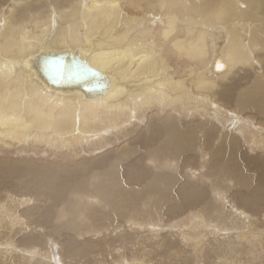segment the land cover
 <instances>
[{"label":"bare ground","instance_id":"bare-ground-1","mask_svg":"<svg viewBox=\"0 0 264 264\" xmlns=\"http://www.w3.org/2000/svg\"><path fill=\"white\" fill-rule=\"evenodd\" d=\"M248 2L0 0V150L6 148L8 152H14L15 147L34 148L37 145L50 149L54 155L69 150L75 156L84 153V158L93 157L102 150L106 151L109 144L119 139L124 128L132 126L134 120H142L143 114L151 109L156 113L150 120L155 143L144 146L152 152L145 154L144 158L154 167L153 171L157 170V177L177 171L172 156L183 152L199 153L202 161L210 154L219 171L240 176L239 169L230 165L239 151L264 150V128L254 130L252 122L241 115L254 110L264 119V25L251 20L258 14L264 15V7L262 0ZM57 55H65L79 66L97 72L102 78L104 92L89 98L80 88L62 89L49 85L41 71L45 70V60ZM172 58L185 63L181 71L170 70ZM241 70H249L254 75V81L239 90L232 79L237 76L234 72L241 73ZM226 82L227 86L220 89V84ZM217 97L225 103H233L234 108L222 107L220 100L216 101ZM165 110H174L175 116L170 114L162 126L156 127L157 113ZM210 115L223 123V128L218 131L223 133L224 139H219L221 135H218L217 140L209 142L206 137L197 136L196 128H180L177 119L180 116L197 118L201 128L205 129L212 124ZM228 122L243 130L244 137L238 134V129L234 134L224 130ZM214 142L217 147L213 153H208L205 147L214 145ZM121 156L110 164H104L105 159L101 158L92 161L90 168L79 167L80 163L75 159L57 161V167H67L62 175H58L60 169H50L47 164L29 167L25 161L6 160L5 168L0 166V172L4 176H12L21 174L19 170L27 168L25 175L22 172L23 177L48 188L47 193L51 194L53 203L66 196L67 201L62 208L74 210V213H69V218L72 214H97L101 207L106 212L104 216L92 217L93 222L98 223L100 233H96L101 235L106 228L98 221L108 223L109 207L105 205L106 200L100 197V203L97 197H92V193L101 191L103 197L108 195L109 204L116 196H122L118 172L127 158ZM248 159H252L255 167L261 164L258 157L244 154V160ZM129 167L125 170L128 181L131 177L147 175L139 162L131 163ZM94 168L98 170L93 172ZM192 172V169H187L188 175ZM204 174L198 173V178L211 182L212 175L206 177ZM85 175L89 176L88 182L99 185V189L89 195L81 189ZM148 175L154 177L153 172ZM242 177L240 182L245 186L247 183ZM137 183L139 179H133L132 184ZM256 183L255 193L259 195L264 184V167ZM168 184L167 179L161 192L166 197ZM210 191L213 194L211 205L228 204L221 190L213 186ZM38 195L45 196L41 190ZM30 203V199L25 197L16 202L11 195L3 196L0 201V226L4 223L10 227L14 226L13 223L20 224L17 209L19 205L28 206ZM231 209L232 223L247 222L249 218L244 210ZM197 212L190 213V216L198 215L199 210ZM66 214L62 210L57 218ZM206 219L203 217L200 223L195 221L198 223L194 226L205 228L208 226ZM141 224L142 228L155 223L149 220ZM71 232L76 237H82L94 231L83 233L73 227ZM183 235L186 240H195L188 233ZM249 237L244 232L237 234L241 242L251 241ZM4 243L5 246H12L11 243L8 245V241ZM9 247H0L2 264H8L7 258L12 256L11 253L16 254ZM31 251L30 256L26 254L28 252H23V256H28L24 258L28 264L38 254L36 249Z\"/></svg>","mask_w":264,"mask_h":264},{"label":"rangeland","instance_id":"rangeland-1","mask_svg":"<svg viewBox=\"0 0 264 264\" xmlns=\"http://www.w3.org/2000/svg\"><path fill=\"white\" fill-rule=\"evenodd\" d=\"M218 1L222 3L224 0ZM245 2L249 4L248 0H245ZM262 2L264 7V0ZM159 17L161 16L159 15ZM251 20L256 24L261 22L264 25V15L258 14L257 17ZM182 66H185L184 62H178V60L172 58L170 70L177 69L181 71ZM187 70H185V73ZM237 73L238 71L234 72L237 76L235 75L236 77L232 80L237 84L236 87L239 86V90L245 86L248 87L250 82L254 81V75L249 70H241V73ZM227 84V82L220 84L219 88L222 89ZM217 100H220L219 105L226 109L234 108L233 103H225L219 97L216 98ZM170 114L175 116V111H159L155 122L156 127L162 126L170 117ZM246 114L241 115L252 122L254 130L255 128H264V119L257 111H246ZM155 115L156 113L151 109L145 112L142 120H134L132 126L124 128V131L119 135V139L109 144L106 151L102 150L101 153L98 152L93 157L84 158V153H78L75 156L69 150L54 155L50 149L38 147L37 145L34 148L31 146L21 149L15 147L14 152H8L6 148L0 150V166L2 168H5L6 160L13 162L25 161L29 167L47 164L50 165V169H60L61 173L58 175H62L67 167H57V161L75 159L77 163H80L79 167L84 165L90 168L91 162H96L100 158L105 159L104 164H110L114 160L120 159L121 155L127 158L120 167V172H118V179L123 189L122 196H116L117 198L112 199L111 204H109L108 195L103 197L100 195L101 191L98 194L92 193L99 189V185L88 182V175L84 176L85 181L81 184V189L86 194L92 193V197H97L100 203H102L100 199L102 197L103 201L106 200L105 205L109 207L108 223L98 221L101 226L106 228L101 235L96 233L99 232L98 223H94L92 218L93 216H104L106 212L101 207H99L101 212L97 210V214L92 212H89L86 216L81 213L75 216L72 214V217L69 218V213H74V210L62 208V204L67 201L66 196L63 195L53 203L50 200L51 194L47 193L48 188L45 189L41 184L23 177L27 168L19 170L24 175L4 176L0 172V201L3 196L7 195H11L16 202H19L22 197L31 201L28 206L19 205L17 209L20 224L13 223L14 226L10 227L4 223L0 226V232L2 231V234H0V247H9L4 245V242L8 241V245L10 243L12 245L9 248H12L11 250L16 253H11L12 256L7 258L8 264H28L24 258L30 256V253H33L31 250L34 249L37 250L38 254L35 256L36 259L30 261V264H135L134 262L137 264H264V246L262 247L264 245V184L259 195L255 193L258 187L256 178L260 174L261 168L264 167V150L249 153L246 150H240L234 161L231 160L230 165L236 167V169L238 168L243 177L241 174L237 176L234 173L228 174L225 170L219 171L214 164L212 155L207 154L205 160L202 161L200 160L201 155L194 152L193 154L183 152L177 156H172V161L174 160L177 165V171H171L165 176L157 177L159 175L156 172L157 170L153 171L154 167L144 158L145 154L152 153L147 151L144 146L155 143L154 133L151 135L150 122ZM210 117L209 121H212V124H208L209 129L207 127L205 129L201 128L197 118L190 119L180 116L177 119L181 125L180 128H196L197 136L200 138L206 137L209 142L217 140L218 135H221L219 139H224L223 133L218 131L219 128H223V123L216 116L210 115ZM225 125L224 130H227L228 133L238 132L244 137V131L237 128V125L231 122ZM235 129H238L237 132H235ZM250 131L254 132L253 130ZM248 136L247 138H249ZM125 144L127 147L123 148ZM216 147L217 145L214 142V145L205 147V150L208 153H213ZM115 149H118V151L115 152ZM243 153L247 156L258 157L261 163L260 166L255 167L252 159L244 160ZM137 162L141 164L142 168L146 169L147 175L145 177H131V180L128 181L125 170L130 168L131 163ZM43 168L48 167H41V169ZM187 169H192L193 172L188 175ZM97 170V168H94L93 172ZM149 172H153L154 177L148 175ZM198 173H205L206 177L212 175L210 177L211 182L206 183V179H199ZM240 177L244 181L246 180L247 184L245 186L241 185ZM133 179H139V183L132 184ZM167 179L169 181V184L166 185L168 197L161 193ZM153 182L154 184H152ZM213 186L216 189L218 188L219 191L221 190L222 194L224 193L225 201L228 204H210L213 196L210 187ZM40 190L45 196L38 195ZM83 191L80 190L82 195L84 194ZM199 192L201 194L197 195ZM46 194L50 196H46ZM192 197H195L196 200ZM185 200L189 203H186ZM117 202H120L119 205H117ZM231 207L244 210L249 218L246 220L247 222L232 223L233 210ZM62 210L66 211L67 214L64 217L57 218ZM198 210V215L190 216V213H198ZM203 217L207 218L205 222L208 226L203 229L197 227L198 225L194 226L196 223H200ZM149 220L155 224L140 227L141 223ZM188 220L192 222H188ZM202 224L205 225V223ZM4 225L9 229L5 228ZM221 226L225 228L220 229ZM73 227L83 233L90 230L94 232L90 235L85 234L82 237H76L71 232ZM214 229L217 231L210 232ZM4 231L5 233H3ZM192 231L195 233H192ZM238 232H244L245 235L250 236L249 239L256 234L258 236L250 239L251 241L241 242L237 238ZM187 233L189 236H194L195 240L184 239L183 234L186 235ZM113 239L117 243H114ZM23 252H28L26 253L28 256H23ZM0 264H2L1 259Z\"/></svg>","mask_w":264,"mask_h":264},{"label":"water","instance_id":"water-1","mask_svg":"<svg viewBox=\"0 0 264 264\" xmlns=\"http://www.w3.org/2000/svg\"><path fill=\"white\" fill-rule=\"evenodd\" d=\"M45 61V70L41 74L49 85L62 89L80 88L89 98L104 92L101 76L85 66H79L71 58L57 55Z\"/></svg>","mask_w":264,"mask_h":264}]
</instances>
